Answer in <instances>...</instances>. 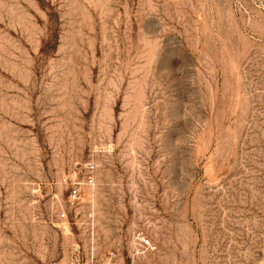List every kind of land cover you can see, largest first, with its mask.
<instances>
[{"label": "rangeland", "instance_id": "rangeland-1", "mask_svg": "<svg viewBox=\"0 0 264 264\" xmlns=\"http://www.w3.org/2000/svg\"><path fill=\"white\" fill-rule=\"evenodd\" d=\"M0 264H264V0H0Z\"/></svg>", "mask_w": 264, "mask_h": 264}, {"label": "built area", "instance_id": "built-area-1", "mask_svg": "<svg viewBox=\"0 0 264 264\" xmlns=\"http://www.w3.org/2000/svg\"><path fill=\"white\" fill-rule=\"evenodd\" d=\"M91 181V180H90ZM80 197V187L79 186H73L69 195L70 202L74 203L76 202ZM65 213H61V217H65ZM140 240V246L143 250H148L149 248H152L151 240L146 237L145 235H142L139 237ZM76 259L78 260V256H76Z\"/></svg>", "mask_w": 264, "mask_h": 264}]
</instances>
